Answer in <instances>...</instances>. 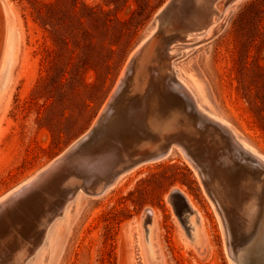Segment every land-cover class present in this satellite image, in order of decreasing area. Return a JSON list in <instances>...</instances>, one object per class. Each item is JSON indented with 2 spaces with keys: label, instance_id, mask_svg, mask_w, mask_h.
<instances>
[{
  "label": "rangeland",
  "instance_id": "rangeland-1",
  "mask_svg": "<svg viewBox=\"0 0 264 264\" xmlns=\"http://www.w3.org/2000/svg\"><path fill=\"white\" fill-rule=\"evenodd\" d=\"M165 26L172 35H191L193 45L178 43L166 52L158 33ZM213 27L218 33L204 40ZM148 37L150 47L124 95L148 86L171 62L198 104L264 156V0H0V198L94 128ZM195 169L174 147L100 196L89 192L104 176L68 174L72 184L55 194L58 205L44 222L49 230L30 245L24 264H240L230 257L237 221L226 228L218 200ZM230 188L223 204L233 210L231 198L244 190ZM195 210L204 221L201 243L187 231L188 219L198 221ZM147 211L155 220L152 259L143 227ZM3 257L0 264H13Z\"/></svg>",
  "mask_w": 264,
  "mask_h": 264
},
{
  "label": "bare ground",
  "instance_id": "bare-ground-1",
  "mask_svg": "<svg viewBox=\"0 0 264 264\" xmlns=\"http://www.w3.org/2000/svg\"><path fill=\"white\" fill-rule=\"evenodd\" d=\"M224 15L225 14H223L222 18L224 17ZM217 23L218 22L216 21L215 24ZM214 29V27L211 28L202 36L204 40L205 38L206 40H209L218 33V31L214 32ZM170 33L171 30L168 29V27H161V35L163 36V40L165 42L166 52L175 50L178 43L180 45H185V47L187 48L193 45V43H189L190 41H193L191 35H186L184 33H176L172 35ZM135 53L136 51L132 54L131 59ZM147 69H149L150 71V68ZM153 72L154 71H152V73ZM181 84L185 88V90L192 95V90L190 89V87L184 81H182ZM152 88L153 86L151 85L148 87L145 86L138 93L126 96L123 101L125 105H122L121 108H112L108 113L110 117L108 121L110 122H106V124H108H105L104 127H106V130L103 132V134H99V132L95 133L94 140H92V142L88 144L90 147L84 146L79 152L80 154H78V156L73 154L72 159L65 161L62 166L56 168L49 175H45V180L47 179V181L49 182H47L48 184L46 183L48 187H45L47 188L44 187V190L42 188L40 189L42 191H39V189H36V186L34 185L38 182H41L39 179L42 172L50 166L42 170L35 177L29 179L26 184L17 188L13 192V198L8 200V202L0 204V257L4 256L3 258H5V262L6 260H13V264H24L26 259L28 258V255L26 256L25 252L27 251L26 253H28V250L31 251V248L33 250V246L30 245L38 242L41 236H43L44 234L46 236V229L43 231L42 225L45 227V220L48 217L50 218L52 210H54V207L56 208V205H58L56 204L57 201L55 202V204L52 201V199L57 196L55 194L57 193L59 195V193H61L62 195L64 194V189L66 190L71 186L73 179L70 178L69 180H66L69 177L68 174H72L73 176L82 174V176L86 178L104 176V179H106L111 174V172H114L115 169L123 167L124 164H128L135 158V156L143 151V146L148 145V143L144 142V138L152 137L156 133L154 126L156 120L150 121L149 117V113H152L156 106L153 100L154 96L151 93ZM115 94L116 93L114 92L111 95L110 100L102 109V113H106L109 111V106L111 105V101L114 98ZM202 94L203 90L201 89L200 95ZM199 107L200 109L207 112L208 115H210L212 118L223 124L225 127L232 129L234 128L231 127L230 124L222 117L208 112L203 107L201 102ZM234 130L236 129L234 128ZM233 133L241 146L247 152H249V154L253 156L255 160H257V165L260 167H264V156L252 146H250L246 141L242 140L239 137L240 135H237L238 132L234 131ZM85 147L91 149L87 150V148ZM61 157H63V155ZM61 157L56 158L50 165H56L61 160ZM62 169L64 170L61 173L60 171ZM58 171L60 172V174L58 173ZM120 178L116 179V181H118ZM240 179L242 180L240 183V187L244 191L242 193H239V195H235L234 198H231L234 203H232L231 207L234 211L231 208H229V210L224 208L223 202L229 200V196L225 187L226 179L224 175L220 174L218 175V178L214 180V196L217 198L220 208H222V215L225 221L226 228L229 230V226H231L230 220L235 219L237 221L234 233L236 239V248L234 253L233 251H230V257H236V261L240 264H264V181H261L258 177H250L247 172L244 173V176H242ZM236 184L238 185V183ZM40 186L38 188H41ZM230 191L232 192V190ZM45 193L46 196L48 194L50 195L45 197ZM10 195H7L5 198ZM27 195L28 197H26ZM24 197L25 199L21 200ZM186 198L189 197L187 196ZM8 209L9 211L11 210L10 214L12 215L9 219L5 220L2 218V213H4V210L7 211ZM197 210L193 211L192 213L196 215L198 221H189L188 219L187 223H189V227L187 231H189V236H191L192 239L196 241V243H201L199 242V238L201 233H203L202 223L204 221L202 222V217ZM235 214L236 216H234ZM154 221L155 220L152 218V221L143 225L146 234V240L148 243V248L146 251L150 259L153 258V255L155 256V244L154 242H152L153 237L151 238V236L153 235L152 232L154 233L153 229L155 228ZM239 225H241L240 231L238 230ZM47 229L49 230V228ZM229 250L231 249L229 248ZM30 253L31 252H29V254ZM8 263L11 262L9 261Z\"/></svg>",
  "mask_w": 264,
  "mask_h": 264
},
{
  "label": "water",
  "instance_id": "water-1",
  "mask_svg": "<svg viewBox=\"0 0 264 264\" xmlns=\"http://www.w3.org/2000/svg\"><path fill=\"white\" fill-rule=\"evenodd\" d=\"M160 32L161 28L158 29V33ZM147 39V41L137 46L136 53L130 60L126 78L111 101L109 111L98 119L91 131L81 137L75 144L71 145L62 154L63 157H61L62 155L59 156L61 160L56 165H48V167L50 166L49 168H44L46 170L42 172L39 179L41 182L34 185L36 189H39L38 187L40 185L42 187L48 182L47 179L45 180V175H49L56 168L62 166L65 161L72 159L73 154H76L81 146H87L85 145L87 140H90L89 142L94 140L95 133L101 132L109 120L108 113L112 108H120L118 104L121 98L125 96L127 87L132 82V78L136 74V70L139 68L145 52L150 47L151 38ZM164 68V71H157L153 74L151 83L148 85L153 86L151 93L154 96L153 100L156 106L154 111L149 113V115L153 120H156L154 124L156 133L152 137L144 138V142L148 143V145L143 146V151L135 156L131 162L126 165L124 164L119 169H115L106 179L102 180L95 190L89 193L94 196L103 195L115 185L117 182L116 179L142 164L160 161L168 157L174 147L180 148L190 158L213 196L215 194L214 180L220 174L224 175L226 179L225 187L228 194L229 192L231 193L230 190L232 189L230 188L228 190V187H231L232 183L240 187L242 181L240 178L246 172L250 177H258L261 181H264V167L257 165V160L241 146L233 131L200 109L193 94L188 93L182 86V81L177 77L172 64H165ZM14 191L8 193L7 195H11L7 198H5L7 195L0 198V200L2 199L0 204L6 203L13 198ZM172 198H180L188 206V202L181 194L174 193ZM24 199L25 197L21 200ZM215 199L217 198L215 197ZM5 210L2 213V218L6 220L12 214H10L11 210ZM152 218L151 211H147L144 225L152 221ZM45 229L47 232V226L44 227L43 231ZM44 237L45 234L42 236V239ZM231 238L233 239V237ZM32 251L30 252L32 253ZM232 251L234 253L235 249H232Z\"/></svg>",
  "mask_w": 264,
  "mask_h": 264
}]
</instances>
